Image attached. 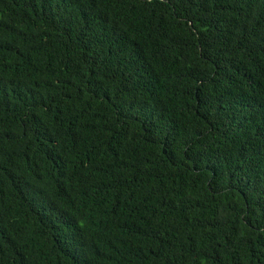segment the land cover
Returning <instances> with one entry per match:
<instances>
[{
	"label": "trees",
	"instance_id": "obj_1",
	"mask_svg": "<svg viewBox=\"0 0 264 264\" xmlns=\"http://www.w3.org/2000/svg\"><path fill=\"white\" fill-rule=\"evenodd\" d=\"M0 264H264V0H0Z\"/></svg>",
	"mask_w": 264,
	"mask_h": 264
}]
</instances>
